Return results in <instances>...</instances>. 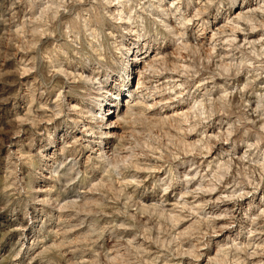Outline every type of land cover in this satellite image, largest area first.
<instances>
[{
  "label": "clouds",
  "instance_id": "9594fccd",
  "mask_svg": "<svg viewBox=\"0 0 264 264\" xmlns=\"http://www.w3.org/2000/svg\"><path fill=\"white\" fill-rule=\"evenodd\" d=\"M0 112L41 264H264V0H0Z\"/></svg>",
  "mask_w": 264,
  "mask_h": 264
},
{
  "label": "rangeland",
  "instance_id": "374dc122",
  "mask_svg": "<svg viewBox=\"0 0 264 264\" xmlns=\"http://www.w3.org/2000/svg\"><path fill=\"white\" fill-rule=\"evenodd\" d=\"M8 63L10 64L11 62ZM139 66V64H134L133 69ZM25 79L27 78L25 77ZM126 79L127 77L122 74L121 80L126 81ZM133 82H135V78H133ZM117 87H123V84L117 85ZM18 102L23 103L22 101ZM110 111L114 113L115 109L112 108ZM5 115L6 113L0 112V119L4 118ZM28 170L27 164H22L20 165L19 173L13 175L8 168L7 162L0 159V264H29V261H31V264H41V259L36 257L42 251V248H34L33 243L38 238L36 231L38 223L44 224L46 222L43 220L37 221L31 208L27 212L24 211V205L18 203L17 197H19V200H25L26 197L17 192V188L13 183L14 179H24ZM70 223L75 225L77 221L73 220ZM58 227L59 224L55 221L47 224V230L49 231L55 232ZM181 227H184V225H181ZM84 231L85 228L77 229L76 232L70 233V236H76ZM226 236L227 233L214 239L224 240ZM60 239H63V237L57 233L55 236L44 241V247L50 246ZM60 251L67 250L54 249L53 252L49 253V257L59 261V264H63V260L57 255V252ZM203 251L207 253L208 249H204ZM17 253H19L18 258ZM206 259L207 257L199 261H194L193 264H206Z\"/></svg>",
  "mask_w": 264,
  "mask_h": 264
}]
</instances>
